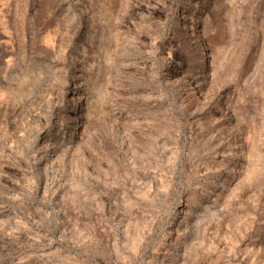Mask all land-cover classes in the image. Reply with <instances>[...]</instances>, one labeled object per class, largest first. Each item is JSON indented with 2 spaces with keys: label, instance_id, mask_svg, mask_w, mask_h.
<instances>
[{
  "label": "rangeland",
  "instance_id": "rangeland-1",
  "mask_svg": "<svg viewBox=\"0 0 264 264\" xmlns=\"http://www.w3.org/2000/svg\"><path fill=\"white\" fill-rule=\"evenodd\" d=\"M176 179L138 264H264V0H0V264H130Z\"/></svg>",
  "mask_w": 264,
  "mask_h": 264
},
{
  "label": "water",
  "instance_id": "water-1",
  "mask_svg": "<svg viewBox=\"0 0 264 264\" xmlns=\"http://www.w3.org/2000/svg\"><path fill=\"white\" fill-rule=\"evenodd\" d=\"M160 176L161 175H159V173L153 175V179H152L153 184L152 185H158L160 183V181H161ZM182 185H183L182 179H176V181L174 182V192H173L169 206L165 210H162V211L159 210V211H155L154 213H152L153 223L151 225V228L148 231V233L146 234V239H145L144 243L142 244L140 252L131 255L130 264H138V262L144 258L146 251H148L149 249H151L153 247L156 238L163 231L164 226L167 223L168 218L171 214V211H172L173 207L175 206V204L179 198V191H180V188L182 187ZM136 187H137V185H134L132 187V189H136ZM32 190L33 189H30V190L28 189L27 190L28 192L26 194L31 195L33 193ZM55 221H56V216H55V214H53V215H51V218L48 219L49 226L55 228ZM6 228H7L6 230L23 229L24 231H26L24 227L20 226V224L12 223L11 221L6 223ZM4 230H5V227H4ZM53 232H54V230L52 231V233H48V231L46 230L43 233H41V239L42 240H40L39 243L35 244L33 246V248L36 249L37 252H40L43 249V246L45 245L46 240L49 238V235L53 234ZM113 237L117 240L121 239V235L117 230H115ZM68 247L71 250H74V249L77 250L81 254H86V252H84V250H82L80 247L75 245L73 242L70 243L68 245ZM88 257L90 259H92V261H93V262H91V264H94L95 258L92 255H89Z\"/></svg>",
  "mask_w": 264,
  "mask_h": 264
}]
</instances>
